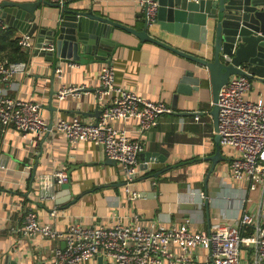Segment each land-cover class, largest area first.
<instances>
[{
  "label": "crops",
  "instance_id": "obj_1",
  "mask_svg": "<svg viewBox=\"0 0 264 264\" xmlns=\"http://www.w3.org/2000/svg\"><path fill=\"white\" fill-rule=\"evenodd\" d=\"M45 1L49 4H40V10L44 22H50L59 15V9L54 5L56 2ZM137 1L69 2L143 30L142 10ZM150 28L168 45L199 54L195 41L162 30L158 25ZM23 33L8 24L0 35V61L25 57L29 68L27 73L16 74L3 87L11 98L38 103L40 116L49 125L73 115L87 122L97 121L112 97L109 95L98 102L96 95L101 86L102 65L108 62L116 69L114 84L150 100L167 102L175 112L160 116L157 124L144 133L139 131L138 122L133 118L114 121L115 127L126 129L130 138L141 140L144 146L139 155V177L130 186L141 197L134 199L125 189L126 179L120 164L109 161L103 148L95 143L80 141L72 147L55 129L23 137L19 130L0 125V264H49L53 249L64 244L40 235H21L25 214L30 210L42 223L61 230L77 222L109 227L117 222L153 224L155 228H166L188 219L191 229L205 231L214 223H235L244 213L254 215L257 224L264 225V182L252 189L251 184L233 179L230 174L233 149L221 143L222 157L214 166L212 157L218 144L211 113L214 100L210 82L205 81L200 87L186 83L189 90L180 89L186 72L199 69L193 60L170 46L149 40L142 42L134 34L117 29L114 39L118 44L109 61L87 58L89 61L76 62L75 66H70L75 61H62L59 73L54 70L57 59L50 63L21 45L16 48L15 39ZM250 81L246 98L263 100L264 81ZM72 85H85L86 89L80 97L60 99L59 91ZM196 114L201 122L194 119ZM56 169L65 170L69 181L55 183L52 175ZM53 181L54 199L42 197V191ZM65 184H69L68 189ZM54 209L58 211L56 217L50 215ZM207 256L206 249L199 248L196 252L198 259ZM97 259L83 264H98ZM255 260L254 249L243 247L242 264H257Z\"/></svg>",
  "mask_w": 264,
  "mask_h": 264
},
{
  "label": "built area",
  "instance_id": "obj_2",
  "mask_svg": "<svg viewBox=\"0 0 264 264\" xmlns=\"http://www.w3.org/2000/svg\"><path fill=\"white\" fill-rule=\"evenodd\" d=\"M52 1L64 3L70 0ZM137 3L148 21L154 22L158 13L157 2L138 0ZM7 28V22L0 15V35ZM19 43L22 48L33 52L35 41L29 32L19 37ZM46 49L52 50L53 46ZM75 65L76 62L70 63V66ZM28 69V62L24 60L0 61V125L19 130L23 137L55 129L72 147L80 141L95 143L103 148L107 159H114L120 164L130 198L141 197L130 186L139 177V155L144 146L141 140L130 138L126 129L115 127L114 121L133 118L138 122L139 131L144 133L157 124L160 116L173 114V107L167 102L150 100L114 84L116 69L108 62L102 65L99 74L101 86L96 95L98 102H103L109 95L112 97L102 108L97 121L87 122L73 115L71 118H59L50 127L40 116L38 103L11 98L3 87L16 74L27 73ZM57 72L61 73L62 68H57ZM251 83L247 76L238 75L220 89L218 134L221 144L233 149L230 164L233 179L247 182L254 189L256 184L264 182V98L257 101L246 98ZM85 89V85L65 86L58 96L60 99L72 95L80 97ZM194 119L201 122L198 114ZM52 178L55 183L69 181L63 169H56ZM54 181L42 191V197L54 199L51 193ZM200 193L203 198L206 197L205 193ZM57 212L54 209L50 215L56 217ZM20 232L24 237L40 235L64 242V246L57 245L53 249V259L49 264H83L99 255L110 264H242L243 247L253 248L255 262L264 264V225L257 224L256 217L250 213H244L235 223H214L205 231L191 229L188 219L166 228H155L153 224L143 226L117 222L109 227L77 222L61 230L42 223L39 216L30 210L25 214ZM199 248L207 250L206 259L196 257Z\"/></svg>",
  "mask_w": 264,
  "mask_h": 264
},
{
  "label": "water",
  "instance_id": "obj_3",
  "mask_svg": "<svg viewBox=\"0 0 264 264\" xmlns=\"http://www.w3.org/2000/svg\"><path fill=\"white\" fill-rule=\"evenodd\" d=\"M155 1L158 13L154 22L148 21L145 12L141 14L143 30L69 1L54 3L59 15L50 22H44L40 10V4H49L45 0H3L0 13L9 26L34 37L35 55L43 56L50 63L57 59L55 72L62 61L81 63L87 58L109 61L118 44L114 39L117 29L134 34L142 42L149 40L170 46L159 35L153 34L150 26L158 25L162 30L198 43L195 48L199 54L185 47H170L199 65L198 70H189L183 76L182 91L189 90L186 83H194L197 87L205 81L211 84L214 100L211 113L215 119L218 144L212 157L215 166L222 157L218 134L220 89L238 75L264 81V0ZM49 46L53 49L47 50ZM64 187L68 189L69 184ZM97 261L98 264L105 262L102 255Z\"/></svg>",
  "mask_w": 264,
  "mask_h": 264
},
{
  "label": "trees",
  "instance_id": "obj_4",
  "mask_svg": "<svg viewBox=\"0 0 264 264\" xmlns=\"http://www.w3.org/2000/svg\"><path fill=\"white\" fill-rule=\"evenodd\" d=\"M16 44V48H18L19 49V47H20V43H19V38H17V39H15V42H14V45ZM23 56H25V54L24 53H21ZM23 59H21V60H24L25 59V57H22ZM16 61H19V60H16ZM16 61H12V62H16ZM24 61H26V60H24Z\"/></svg>",
  "mask_w": 264,
  "mask_h": 264
}]
</instances>
